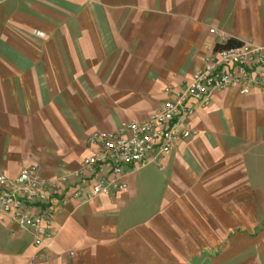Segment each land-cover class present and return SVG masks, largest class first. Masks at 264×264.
Instances as JSON below:
<instances>
[{
  "label": "crops",
  "instance_id": "0c3cea01",
  "mask_svg": "<svg viewBox=\"0 0 264 264\" xmlns=\"http://www.w3.org/2000/svg\"><path fill=\"white\" fill-rule=\"evenodd\" d=\"M230 39L264 45V0H0V174H71L93 132L150 117ZM188 124L127 189L83 201L70 178L27 206L52 210L42 245L0 210V264H264V90Z\"/></svg>",
  "mask_w": 264,
  "mask_h": 264
},
{
  "label": "built area",
  "instance_id": "2783aa9c",
  "mask_svg": "<svg viewBox=\"0 0 264 264\" xmlns=\"http://www.w3.org/2000/svg\"><path fill=\"white\" fill-rule=\"evenodd\" d=\"M211 32L216 33V29ZM232 87L243 94L256 88L264 90V45L250 40L218 47L176 97L164 101L150 117L131 119L113 131L93 132L88 137L90 154L71 174L47 179L38 174L36 166L23 168L15 178L0 174V210L21 228L34 229L35 243L44 244L52 236V210L32 215L27 206L49 202L52 191L70 178L89 185L88 190L79 187L71 195L83 201L127 189L123 177L131 169L159 160L195 135L197 131L188 119L208 105L214 93ZM66 202L64 197L62 203Z\"/></svg>",
  "mask_w": 264,
  "mask_h": 264
},
{
  "label": "trees",
  "instance_id": "16d2710c",
  "mask_svg": "<svg viewBox=\"0 0 264 264\" xmlns=\"http://www.w3.org/2000/svg\"><path fill=\"white\" fill-rule=\"evenodd\" d=\"M240 41L234 40V39H230L226 45H238L240 44Z\"/></svg>",
  "mask_w": 264,
  "mask_h": 264
}]
</instances>
